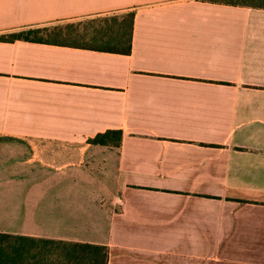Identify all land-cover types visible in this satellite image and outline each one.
<instances>
[{
	"label": "crops",
	"instance_id": "obj_1",
	"mask_svg": "<svg viewBox=\"0 0 264 264\" xmlns=\"http://www.w3.org/2000/svg\"><path fill=\"white\" fill-rule=\"evenodd\" d=\"M132 10L128 55L0 41V166L59 184L0 232L104 246L108 264H264V9L0 0V36ZM112 130L119 148L89 144Z\"/></svg>",
	"mask_w": 264,
	"mask_h": 264
},
{
	"label": "trees",
	"instance_id": "obj_2",
	"mask_svg": "<svg viewBox=\"0 0 264 264\" xmlns=\"http://www.w3.org/2000/svg\"><path fill=\"white\" fill-rule=\"evenodd\" d=\"M231 6L264 9V0H221ZM136 12L98 15L82 29L70 23L61 27H29L0 36V41L53 42L128 55L132 52ZM81 24V23H79ZM84 24V23H83ZM63 35V38L60 37ZM74 35V38L72 36ZM123 132L112 130L89 139V144L119 148ZM107 247L42 239L0 232V264H108Z\"/></svg>",
	"mask_w": 264,
	"mask_h": 264
},
{
	"label": "rangeland",
	"instance_id": "obj_3",
	"mask_svg": "<svg viewBox=\"0 0 264 264\" xmlns=\"http://www.w3.org/2000/svg\"><path fill=\"white\" fill-rule=\"evenodd\" d=\"M124 12V11H123ZM113 14V13H110ZM96 18L95 16L93 17H86V18H81L77 19L74 21H69V22H63V23H55V24H50L45 27H49L53 29L54 27L58 26H65L70 23H75L74 26L82 29L87 23H89L90 19ZM81 23V24H79ZM84 23V24H83ZM42 27V26H41ZM20 30H17L16 32H19ZM63 38V35L60 37V39ZM74 38V35L72 36ZM35 169H40V167L34 166ZM30 169V166H25V165H17V166H0V212L3 209L9 210L8 213L12 210L23 205V201L25 200V194L29 193L30 190L32 189H37V191H41L42 189H55L57 191L58 189V182L51 181V182H39V181H34L31 176L28 173V170ZM26 175V176H25ZM20 176H24L25 179L28 176L29 180H19L18 178ZM68 190H73L71 189L70 186L71 184L69 182H65ZM82 184L81 187H75L73 191L80 192V191H85L90 192L89 190H98L97 183L95 182H81ZM17 204V205H15ZM6 210H4L6 212Z\"/></svg>",
	"mask_w": 264,
	"mask_h": 264
}]
</instances>
